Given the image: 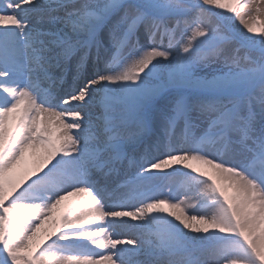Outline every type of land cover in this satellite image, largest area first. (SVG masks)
<instances>
[{
    "label": "snow or ice",
    "instance_id": "1",
    "mask_svg": "<svg viewBox=\"0 0 264 264\" xmlns=\"http://www.w3.org/2000/svg\"><path fill=\"white\" fill-rule=\"evenodd\" d=\"M0 264H264V0H0Z\"/></svg>",
    "mask_w": 264,
    "mask_h": 264
},
{
    "label": "bare ground",
    "instance_id": "2",
    "mask_svg": "<svg viewBox=\"0 0 264 264\" xmlns=\"http://www.w3.org/2000/svg\"><path fill=\"white\" fill-rule=\"evenodd\" d=\"M67 203H70V201L66 202V205H67Z\"/></svg>",
    "mask_w": 264,
    "mask_h": 264
}]
</instances>
